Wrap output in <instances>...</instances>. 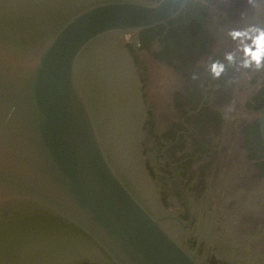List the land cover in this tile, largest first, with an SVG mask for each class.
Wrapping results in <instances>:
<instances>
[{"label":"water","instance_id":"water-1","mask_svg":"<svg viewBox=\"0 0 264 264\" xmlns=\"http://www.w3.org/2000/svg\"><path fill=\"white\" fill-rule=\"evenodd\" d=\"M185 2L0 0V264L226 258L211 223L193 230L161 199L126 42ZM256 115L264 140V103Z\"/></svg>","mask_w":264,"mask_h":264},{"label":"flooded vegetation","instance_id":"flooded-vegetation-1","mask_svg":"<svg viewBox=\"0 0 264 264\" xmlns=\"http://www.w3.org/2000/svg\"><path fill=\"white\" fill-rule=\"evenodd\" d=\"M256 30L264 0H186L126 38L148 109L147 168L165 206L193 230L212 224L209 248L226 258L212 252L207 264H264V59L244 63Z\"/></svg>","mask_w":264,"mask_h":264},{"label":"clouds","instance_id":"clouds-1","mask_svg":"<svg viewBox=\"0 0 264 264\" xmlns=\"http://www.w3.org/2000/svg\"><path fill=\"white\" fill-rule=\"evenodd\" d=\"M257 35L251 37L252 43L250 45L246 44L244 46V52L247 59L244 61L245 66H248L250 63L255 62L257 66L260 65L262 59H264V30H256ZM233 37H247L249 33L247 32H233ZM229 60L232 59V56L229 55ZM217 70V66H213V71ZM222 70V69H221Z\"/></svg>","mask_w":264,"mask_h":264}]
</instances>
